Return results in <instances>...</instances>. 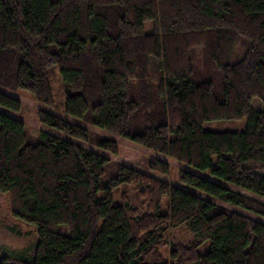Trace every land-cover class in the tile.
Masks as SVG:
<instances>
[{
  "label": "trees",
  "instance_id": "16d2710c",
  "mask_svg": "<svg viewBox=\"0 0 264 264\" xmlns=\"http://www.w3.org/2000/svg\"><path fill=\"white\" fill-rule=\"evenodd\" d=\"M51 68L66 114L207 172L181 170L179 180L215 201L64 138L31 135L0 112V192L37 236L30 259L0 264H264V223L232 209L264 220V0H0V88L52 105ZM0 106L21 108L2 92ZM242 119L243 132L202 129ZM38 121L169 174L164 161L82 126L44 112ZM120 184L132 187L142 215L126 196L113 205ZM182 225L192 242L162 256L164 233ZM205 241L210 250L199 255Z\"/></svg>",
  "mask_w": 264,
  "mask_h": 264
},
{
  "label": "rangeland",
  "instance_id": "374dc122",
  "mask_svg": "<svg viewBox=\"0 0 264 264\" xmlns=\"http://www.w3.org/2000/svg\"><path fill=\"white\" fill-rule=\"evenodd\" d=\"M144 30L146 33L152 32V22L147 21L144 23ZM49 80L52 92L53 102L52 105H43L39 103L32 94L24 90H5L0 88V92L9 95L20 101L21 108L19 112H12L4 107L0 106V112L22 122L31 135H38L40 132L48 133L52 136H58L69 140L71 142L76 143L82 148L92 150L97 154L103 156L109 161H118L123 166L132 168L134 170L143 172L145 174L151 175L155 178H158L167 184H170L174 187L180 188L186 192L195 194L204 198L205 200L215 201L209 195H206L203 192H200L192 187L184 185L179 180L180 171H187L192 174L198 175L200 177L210 179L208 173H204L202 171L196 170L186 165H182L175 161H172L160 154L151 152L142 147L137 146L134 142L127 138H123L111 133L99 132V130L94 127L87 126L82 123L79 119L72 117L65 113V89L61 79V75L56 68H51L49 71ZM252 107L256 110L262 109V104L259 99L252 100ZM40 112L52 114L70 124H75L82 126L89 130L92 134L98 133L104 139L112 140L118 142L124 146L131 147L133 149L139 150L144 154L164 161L169 165V174L167 175H158L153 171L148 170L142 166L136 165L130 161L121 160L116 156L107 153L99 146H92L87 141H81L73 139L70 136H65L58 130L54 128L42 125L38 121V115ZM246 128L245 119L238 121H211L205 122L202 125V129L208 132H243ZM111 197L114 206H120L122 204V198L126 196L127 201L130 205L135 207L139 215L143 214L142 202L136 198V195L132 189V187L128 184H120L115 187L111 191ZM264 202V200H262ZM167 199L164 198L161 204V212L166 213ZM232 208V207H230ZM233 210L243 213L256 221L263 222V219L258 218L250 213L239 210L238 208H232ZM163 238L167 242V245L163 247L161 254L164 257H168V252L171 245H188L193 240V235L189 231V229L185 226H179L175 229H168ZM37 244V236H36V226L33 224H29L20 220H17L12 217L8 195L6 193L0 192V257H12V258H26L30 259L34 253L35 245ZM210 250V241H205L202 245L198 247L199 255H205Z\"/></svg>",
  "mask_w": 264,
  "mask_h": 264
}]
</instances>
